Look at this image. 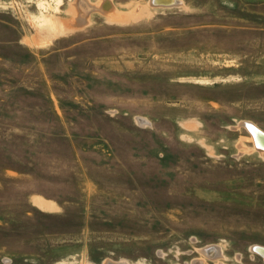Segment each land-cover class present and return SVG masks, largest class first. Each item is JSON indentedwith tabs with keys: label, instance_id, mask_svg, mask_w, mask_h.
I'll return each mask as SVG.
<instances>
[{
	"label": "rangeland",
	"instance_id": "obj_1",
	"mask_svg": "<svg viewBox=\"0 0 264 264\" xmlns=\"http://www.w3.org/2000/svg\"><path fill=\"white\" fill-rule=\"evenodd\" d=\"M151 1L0 0V264H264V0Z\"/></svg>",
	"mask_w": 264,
	"mask_h": 264
},
{
	"label": "water",
	"instance_id": "obj_2",
	"mask_svg": "<svg viewBox=\"0 0 264 264\" xmlns=\"http://www.w3.org/2000/svg\"><path fill=\"white\" fill-rule=\"evenodd\" d=\"M151 3H152L151 5L154 6V7H165V8H167L168 6H169V7H173V5L175 4V1H173V0H169V2H158V0H152ZM247 128H248L250 134H251V135L254 137V139H255V130H256V129L258 130L259 128L255 127V126H252V125H248ZM259 132H260V131H259ZM260 133H261V134L259 135L260 138H264V133H262V132H260ZM255 143H256V144H255V147H256V149H257L258 151H264V140H261L262 146L259 145L257 142H255ZM253 251H254L256 254H258V255H260V256H262V257L264 258V247L255 246V247L253 248ZM213 254H215V252H212V253H211V255H213Z\"/></svg>",
	"mask_w": 264,
	"mask_h": 264
},
{
	"label": "bare ground",
	"instance_id": "obj_3",
	"mask_svg": "<svg viewBox=\"0 0 264 264\" xmlns=\"http://www.w3.org/2000/svg\"><path fill=\"white\" fill-rule=\"evenodd\" d=\"M173 1H175V5H178V3L176 2V0H173ZM158 2H169V0H158ZM106 4V3H105ZM89 6V5H88ZM107 6V5H106ZM102 7V6H101ZM169 7V6H168ZM99 9H101V8H99ZM111 9V8H110ZM89 10H90V8H89ZM109 10V9H108ZM112 10V9H111ZM114 10V9H113ZM92 11H93V9H92ZM100 11H102V9L100 10ZM110 11V10H109ZM108 11V12H109ZM104 12V11H103ZM106 12V11H105ZM107 12V13H108ZM112 12V11H111ZM106 14V13H105ZM84 19V18H83ZM82 19V20H83ZM80 20H81V18H80ZM84 24V23H83ZM246 125H252V126H254L253 124H248V123H246ZM256 127V126H255ZM262 132L260 129H256L255 130V139H254V137L252 136V138H253V140H254V142H257L259 145H261L262 146V143H261V140H264V138H260V132ZM262 133H264V132H262ZM254 144H256V143H254ZM260 152H262V153H264V151H260Z\"/></svg>",
	"mask_w": 264,
	"mask_h": 264
},
{
	"label": "crops",
	"instance_id": "obj_4",
	"mask_svg": "<svg viewBox=\"0 0 264 264\" xmlns=\"http://www.w3.org/2000/svg\"><path fill=\"white\" fill-rule=\"evenodd\" d=\"M258 128V127H257Z\"/></svg>",
	"mask_w": 264,
	"mask_h": 264
}]
</instances>
